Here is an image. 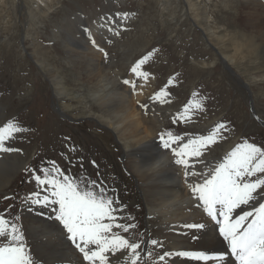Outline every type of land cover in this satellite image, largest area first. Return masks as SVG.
I'll return each instance as SVG.
<instances>
[{"label": "rangeland", "instance_id": "rangeland-1", "mask_svg": "<svg viewBox=\"0 0 264 264\" xmlns=\"http://www.w3.org/2000/svg\"><path fill=\"white\" fill-rule=\"evenodd\" d=\"M168 1L0 0V126L15 120L25 129L6 141L19 151L0 153L4 157L16 153L24 163L9 186H0V213L9 219L20 217L29 249L22 209L26 198L40 190L33 170L49 166V161L72 176L103 180L125 206L124 214L135 217L139 230H146L145 239L158 237L160 221L148 216L142 183L126 154L133 141L93 116L108 117L92 96L98 90L97 82L92 76L90 82L84 74L88 68L93 70L89 64L93 56L82 53L84 58H78L72 48L90 45L99 52L97 38L107 39L95 57L103 65L100 71L105 67L107 73H103L117 80L119 90H129L145 117L154 111L161 115L160 125L148 139L158 147L165 149L159 138L162 132L204 135L217 123L226 124L228 131L207 156L223 158L245 140L264 147V41L258 21L254 26V13L264 16L262 9L250 6L251 0ZM47 2L52 7L46 13L40 10L30 16L32 7L43 8ZM117 13L129 16L125 19ZM103 31L109 36L103 37ZM241 43L250 45V53ZM25 48H37L44 69ZM243 51L249 56L243 58ZM150 52L153 55L142 66L150 73L145 81L131 68ZM221 55L237 60L231 63ZM50 68L54 70L51 75L63 76L66 83L69 94L60 98L66 104L64 111L58 110ZM125 80L134 81L137 87L133 89ZM165 87L170 93L167 102L150 99ZM197 102L203 103V109H195ZM148 103L155 110L142 107ZM188 104L193 105L192 119L174 120L170 112L175 111L177 117Z\"/></svg>", "mask_w": 264, "mask_h": 264}, {"label": "snow or ice", "instance_id": "snow-or-ice-1", "mask_svg": "<svg viewBox=\"0 0 264 264\" xmlns=\"http://www.w3.org/2000/svg\"><path fill=\"white\" fill-rule=\"evenodd\" d=\"M117 15L127 19L129 13ZM115 34L119 35V31ZM152 55L148 53L131 68L136 77L149 80L150 73L142 66ZM124 83L131 84L133 89L137 87L134 81ZM169 95L165 87L150 99L159 102L165 98L167 102ZM142 107L147 109V104ZM194 107L201 110L203 103L197 102ZM192 113L193 105L188 104L173 119L188 122ZM24 131L15 120L0 126V153L19 151L6 146V141ZM226 131V124L217 123L204 135L167 131L159 137L163 147L173 153L175 164L182 166L185 177L191 179L189 189L195 207L202 209L207 218V223H189L184 228L218 233L227 241L224 252L165 250L164 241L150 236L145 239L146 230H139L135 217L124 214L125 206L103 180L72 176L55 161L33 170L40 190L31 193L26 202L51 209L66 239L87 264H168L173 257L205 264H226L228 258L234 257L238 264H264V147L245 140L213 163L207 153L211 146L225 139ZM19 220V216L9 219L0 213V264H43L32 256ZM156 249L161 251L157 253Z\"/></svg>", "mask_w": 264, "mask_h": 264}, {"label": "bare ground", "instance_id": "bare-ground-1", "mask_svg": "<svg viewBox=\"0 0 264 264\" xmlns=\"http://www.w3.org/2000/svg\"><path fill=\"white\" fill-rule=\"evenodd\" d=\"M194 4L196 6L197 1ZM258 5L262 9V13H264L263 3H257L255 0L250 1V6L256 7ZM49 6L52 7V3L47 2L46 8L37 7L34 9L32 7L30 16L32 17L34 13L36 14L40 10L46 13V9ZM197 13L196 11V19L198 20ZM254 14H256L254 15V26L258 21L260 31L256 30L257 28L254 29L260 32L261 38L264 41V16L262 15V17L257 13ZM207 27L209 28V25ZM102 36L109 35L103 31ZM223 37L225 36H222V39ZM253 39L255 41L254 37ZM97 40L98 46L101 48L99 52H96L90 45H85L79 48V50L78 47L72 48L71 51L78 58L82 57V53H90L93 56V59L89 61L93 70L91 71L88 68L84 74L88 75L90 82L92 81L91 76L97 82L95 86L98 90L93 91L92 96L108 117L101 113H94L93 116L102 123H106V126L112 127L116 133L124 135L125 138L133 141L131 148L127 146L129 149H127L126 154L131 159L130 164L134 173L142 183L141 190L144 193V199H146L145 205L147 206L148 216L155 217L160 221L159 230L156 232L158 234L156 239L164 241V249L170 251H205L209 254L224 252L227 250V241H224L218 233H209L207 229L197 231L195 229L184 228V225L189 223H207L203 210L195 207L196 201L189 189V184L192 181L190 178L185 177L183 167L175 164V157L170 150L167 151L160 146L159 148L155 141L148 140L153 134L155 127L160 125L158 122H160L161 115L159 116L154 111L149 116L150 118L145 117L142 113L143 110L137 108L132 101V97L129 96V90L125 88L119 90L117 80L103 73V71L106 72L105 67H103V71H100L102 70L100 66L103 65L98 63L95 57L99 56L103 48V42H107V39L104 40V38L98 37ZM254 43L252 46H254ZM240 46H244L248 49V52L250 51L249 44L241 43ZM27 50H30L31 56L37 63L42 59V56L37 52V48ZM230 55L221 56L224 57L225 61L235 62L237 60L236 56ZM246 56L249 55L243 51V58ZM39 65L44 69L41 63ZM51 72H54L52 68L48 70L49 74H47L52 80L55 92L58 94V110L64 111L66 110V104L62 100L69 94L65 87L66 83L63 76L59 74L53 76ZM61 94L63 97H60ZM147 108L155 110L154 105L151 103L147 104ZM174 112L171 111L170 113L175 117L176 113ZM6 146L10 147L7 143ZM207 158L213 163L222 159L221 157L216 158L213 156H207ZM21 169H24V163L20 162L16 153L5 157L0 154V186H9L12 182L11 178L17 176L21 172ZM23 206L22 220L30 237L29 247L34 259L42 261L43 264H87L86 261H83L82 255L66 239L65 232L62 230V226L55 220L51 209L41 208L28 202ZM237 211L239 212V210ZM45 216L51 217V219H46ZM193 236H196L197 239H193ZM155 251L159 253L161 250L156 249ZM152 259L155 260L156 257L154 256ZM168 264H205V262L196 261L191 258L173 257L168 261ZM208 264H214V262H208ZM226 264H236L235 259L233 257L228 258Z\"/></svg>", "mask_w": 264, "mask_h": 264}]
</instances>
